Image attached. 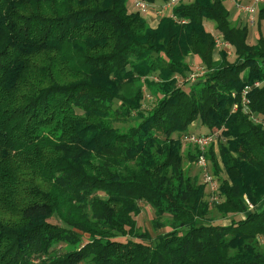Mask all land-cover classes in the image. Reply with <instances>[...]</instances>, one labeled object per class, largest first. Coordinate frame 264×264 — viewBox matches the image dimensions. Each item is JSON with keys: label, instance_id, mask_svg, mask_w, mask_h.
I'll list each match as a JSON object with an SVG mask.
<instances>
[{"label": "trees", "instance_id": "16d2710c", "mask_svg": "<svg viewBox=\"0 0 264 264\" xmlns=\"http://www.w3.org/2000/svg\"><path fill=\"white\" fill-rule=\"evenodd\" d=\"M225 1L153 26L127 0H0V264H264V35ZM201 154L217 200L185 165ZM144 203L168 231L138 225Z\"/></svg>", "mask_w": 264, "mask_h": 264}, {"label": "rangeland", "instance_id": "374dc122", "mask_svg": "<svg viewBox=\"0 0 264 264\" xmlns=\"http://www.w3.org/2000/svg\"><path fill=\"white\" fill-rule=\"evenodd\" d=\"M135 1L136 0H127V8L130 12H138L139 11L138 7L136 6ZM244 1H246V0H244ZM225 4H226L227 8L233 14V16H232L233 22H236V23L241 22L244 25L248 24L247 17L244 16V14L242 15L235 8L233 2H231L230 0H226ZM261 7H262L261 4L257 5V11L255 13L256 14L255 22L253 23L252 26H250V34H249V39H248V42L250 44L256 43L257 39L261 35H264V18L263 19L259 18ZM170 13H171V10L165 11V14H170ZM145 17H146V15H145ZM206 27L213 34V36L216 37L217 34H219V31L215 28L213 22L207 21ZM221 51H222V47L216 46V48L214 50V58L215 59L220 58ZM228 51H229L228 52L229 53L228 58L232 61L235 60L237 57L235 47L231 45V47L228 49ZM188 63L191 65V67H193V69H195L197 66L200 65V60L197 57L191 56L188 58ZM201 65H203V64H201ZM208 130H209L208 127L203 125L201 123L200 119H197V121H195L189 127V131L193 132V133H199V132L205 133V132H208ZM189 146L190 145H188V144L185 145V147L183 146L184 153H186ZM185 165H186V167L192 168V174H197V173H200V171H201V168L198 169V167H196L198 165L197 163H195V162L192 163L189 160H187L186 158H185ZM200 179H202L201 175H200ZM209 191H210V189L207 186L206 192L209 193ZM155 217H156V215H155L154 209L149 204L144 203V204H142V210H141L140 214L136 217V219H137L138 225L141 228L149 230L153 236L157 235L159 232H165V231H168L170 229L169 222H168L167 218H165V216L162 217V219H155ZM229 221H230L229 218L222 217L220 215H216L214 218L215 223H228ZM55 248L62 249L63 245L58 244V245H56Z\"/></svg>", "mask_w": 264, "mask_h": 264}, {"label": "built area", "instance_id": "2783aa9c", "mask_svg": "<svg viewBox=\"0 0 264 264\" xmlns=\"http://www.w3.org/2000/svg\"><path fill=\"white\" fill-rule=\"evenodd\" d=\"M182 1H189V0H168L161 2H150L147 0H136V6L138 7L139 11L143 13L144 15H149L151 13H155L156 16H161L162 14L165 13L166 10H171L172 8L179 4ZM259 4H264V0H254L253 3H243L241 1L234 0V5L236 6L237 10L244 14V16L247 17L250 23L255 22V16H256V11H257V5ZM173 17L176 18L175 15H172ZM215 41L217 46L225 47L229 49L231 47L230 43L223 40L221 35H217L215 37ZM229 52V51H228ZM206 68L203 66H198L195 68L194 71L190 73L188 76V80L190 82H196L203 74H205ZM262 84L261 81H256L254 83L255 86H260ZM248 86L243 92V103L245 105V108L248 110V103L249 99L246 96ZM237 104H235L234 109L237 108ZM256 121H259L260 118L258 117H253ZM185 139L189 142H192L196 145H198L200 148H205L210 142L216 141V135L214 134H204V133H192L188 134L185 136ZM198 166L201 168L202 171V176L203 180L206 183V185L209 187L210 192H212V199L217 200L219 198V188H218V182L216 180V177L212 172L210 171L209 168V162L207 157L204 154H201L200 157L198 158L197 162ZM250 207H253L252 204H250Z\"/></svg>", "mask_w": 264, "mask_h": 264}, {"label": "crops", "instance_id": "0c3cea01", "mask_svg": "<svg viewBox=\"0 0 264 264\" xmlns=\"http://www.w3.org/2000/svg\"><path fill=\"white\" fill-rule=\"evenodd\" d=\"M231 2H233L234 4V0H230ZM159 3V2H158ZM160 16H156L155 13H151L149 15L146 16V18L148 19H151L152 20V25L153 26H156L157 25V22H158V19H159ZM202 133V132H201Z\"/></svg>", "mask_w": 264, "mask_h": 264}]
</instances>
